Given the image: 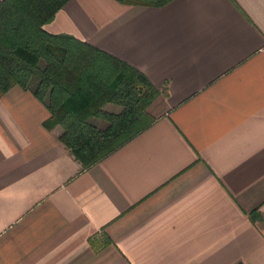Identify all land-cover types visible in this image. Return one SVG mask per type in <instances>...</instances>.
<instances>
[{"label": "crops", "instance_id": "0c3cea01", "mask_svg": "<svg viewBox=\"0 0 264 264\" xmlns=\"http://www.w3.org/2000/svg\"><path fill=\"white\" fill-rule=\"evenodd\" d=\"M44 30L158 93L89 168L31 91L0 97V264H264V0H70Z\"/></svg>", "mask_w": 264, "mask_h": 264}, {"label": "trees", "instance_id": "16d2710c", "mask_svg": "<svg viewBox=\"0 0 264 264\" xmlns=\"http://www.w3.org/2000/svg\"><path fill=\"white\" fill-rule=\"evenodd\" d=\"M70 0H0V97L29 90L60 126L59 141L89 168L144 130L157 90L128 64L69 35L44 30ZM163 6L172 0H115ZM107 104L121 108L114 114Z\"/></svg>", "mask_w": 264, "mask_h": 264}]
</instances>
